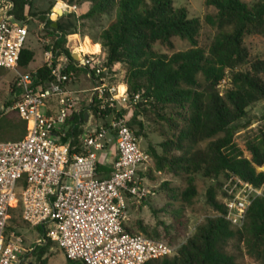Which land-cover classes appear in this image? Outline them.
<instances>
[{
    "label": "trees",
    "instance_id": "16d2710c",
    "mask_svg": "<svg viewBox=\"0 0 264 264\" xmlns=\"http://www.w3.org/2000/svg\"><path fill=\"white\" fill-rule=\"evenodd\" d=\"M11 1L17 20L32 17L39 18V25L45 22L48 13L30 14L33 0ZM67 4L78 8V17L69 16L75 22L74 30L68 33L59 22L48 20L38 38L57 39V47L69 55L65 49L68 39L78 33L88 36L82 31L81 21L111 18L100 36L101 46L107 51L106 64L109 68L125 67L127 95L133 98L140 94L145 106L138 104L133 117L126 118L127 124L139 139L145 129L138 119L139 110L153 112L167 129L161 135L164 140L158 145L159 150L150 148L146 152L153 164L150 172L173 173L187 180V189L179 192L168 182L161 185L168 200L165 211L171 213L173 224L158 229L139 223V232L126 227L130 233L177 248L173 256L146 264H237L235 255L227 250L231 241L243 244L246 253L258 261L254 264H264V197L254 200L242 228H235L226 220L225 205L216 186L207 191V203L216 215L208 217L192 236L187 235L186 217L187 206L198 194L195 176L237 178L257 188L264 185V172L258 171L264 166V131L246 143L245 151L234 141L235 134L250 125H241L248 108L264 101V60L247 63L249 53L243 43L246 35L264 36V0L252 4L243 0H206V6L216 13L207 15L205 23L218 30L208 52L199 46L200 19L190 18L187 9L176 8L173 0H67ZM174 38L188 42L190 48L171 55L154 49L156 44L173 49ZM34 56L30 49H23L19 68L28 67ZM36 76L48 80V69H41ZM225 80H229V86L221 94L219 87ZM13 103L14 100L8 106ZM86 111L104 126L115 115V109L108 107L92 105ZM14 112V116L0 117V142L19 141L26 135L25 122ZM84 122V114L70 121L73 146L84 132ZM203 143L205 148L200 147ZM109 171L101 174L108 175ZM148 176L153 179L151 174ZM177 241L180 242L175 245ZM49 247L28 256L42 261Z\"/></svg>",
    "mask_w": 264,
    "mask_h": 264
},
{
    "label": "built area",
    "instance_id": "2783aa9c",
    "mask_svg": "<svg viewBox=\"0 0 264 264\" xmlns=\"http://www.w3.org/2000/svg\"><path fill=\"white\" fill-rule=\"evenodd\" d=\"M63 4V16H79L76 5ZM14 11L13 1L0 0V69L16 73L11 108L25 122L26 135L19 141L0 142V264H33L28 256L32 249L20 236L8 234L11 213L17 209L31 227H41L44 233L48 228L47 241L58 244L70 261L146 264L173 256L175 247L126 228L129 202L148 194L139 171L150 159L120 113L136 109L141 95L130 98L126 91L120 92L125 81H112L114 67L107 66L101 51L82 52L89 38L80 33L65 45L70 56L57 47V39L38 38L41 65L21 70L27 23L33 18L19 21ZM44 27L41 24L40 30ZM43 68L48 69V80L36 76ZM80 80L86 88L71 90ZM92 105L115 109V115L107 126L101 121V126L84 130L73 146L70 120L83 114L95 118L86 111ZM105 170L108 175L101 174ZM221 194L225 218L235 228L243 227L254 200L264 197L263 186L237 178H225ZM44 244L46 240L38 245Z\"/></svg>",
    "mask_w": 264,
    "mask_h": 264
},
{
    "label": "rangeland",
    "instance_id": "374dc122",
    "mask_svg": "<svg viewBox=\"0 0 264 264\" xmlns=\"http://www.w3.org/2000/svg\"><path fill=\"white\" fill-rule=\"evenodd\" d=\"M206 0H173L174 6L176 8H186L190 18H198L201 21L202 28L199 35V46L209 51L218 30L213 28L205 23V18L207 15L215 14L216 11L207 7L205 4ZM249 4L257 0H243ZM58 3H66L67 0H33V6L29 10L30 14L33 13H48L45 16V22H47L48 15L51 17V21L59 22L62 24L66 30L72 32L74 30V21L70 19V14H67L66 17L62 18L59 16L58 12H54ZM53 13H55L56 18H54ZM53 15V16H52ZM53 17V18H52ZM32 18V17H31ZM50 20V19H49ZM111 18L103 17L101 20L95 22L84 20L81 21L82 31L88 35V38L92 46L99 49L102 52V57L105 59L107 57V51L101 46V33L105 27L110 23ZM39 18H33L28 24L29 36L27 38L26 47L33 51L34 60L26 68H20L23 71L34 70L39 67L43 61V48L42 42L38 39V34L40 30ZM44 22V23H45ZM43 23V24H44ZM77 30V29H76ZM75 39V37H74ZM73 39V41H74ZM74 44V42H72ZM244 45L248 49L249 57L247 63H252L255 60H264V36L250 34L244 37ZM173 49H169L160 44H156L154 49L160 53L171 55L178 51H184L190 48V44L186 41H183L179 38L173 39ZM89 47V45H87ZM114 72H111L112 75H116L115 78H112L114 83H119L122 80L125 81L126 69L124 66L115 65ZM16 73L12 70H0V117L6 115H16L14 110H12V105L8 106L14 98L13 94V85L15 82ZM229 86V80L222 82V85L219 87L221 94ZM74 87L73 89H76ZM142 102L144 100L142 99ZM142 107H145L144 104H141ZM122 108V106H121ZM123 109V108H122ZM44 110V109H43ZM137 109L125 110L124 116L127 118L133 117ZM139 110L140 121L145 126V129L142 133V136L139 138L140 147L145 152H150V148H156L159 150L158 145L164 140L162 138V133L166 131L167 127L160 119L153 114V112H142ZM141 113V114H140ZM250 125L244 129L239 130L234 137L236 145L242 149L246 150V143L252 140H255L262 131H264V101L255 104L254 106L248 108L247 117L242 121L241 125ZM101 126V120L98 122L93 121L90 125L85 123L83 125V130L88 131L94 128V126ZM136 132L138 131L135 128ZM165 129V130H164ZM201 148L206 147V143L200 145ZM248 157V154L246 153ZM153 164L151 161L141 166L139 174L142 186L148 192L146 198L141 201H130L128 205V220L126 226L129 229H132L134 232L138 231L139 223H143L144 226L149 228L158 227V229H163L164 226H169L173 224V219L171 218V213L165 211V206L167 205V197L165 193L161 191V185L165 182H168L172 188L178 190H185L188 187L187 180L183 176H175L173 173H151ZM259 172H264V166L258 168ZM151 174L153 179L148 175ZM194 184L197 188L198 194L193 200L191 206L186 208V217L188 220L187 226V235L192 236L197 227L202 224L208 217L216 215V212L210 207L207 203V191L210 187H218L219 199L221 197L222 186L225 181L224 176H220L218 179H206L202 176H195ZM264 193V185H263ZM176 204V202L174 203ZM11 219L8 225V234L15 233L20 236L24 241V246L27 249H32V251H39L41 248H44L50 245L47 254L44 256L42 261H37L35 257L32 259L33 264H70L68 258L66 257L65 252L60 246L52 241H47V231L45 233L43 229L38 227H31L25 223L22 219L21 209H17L11 213ZM46 240V244L39 246L40 242ZM180 241L175 242V245ZM176 248V247H175ZM177 249V248H176ZM228 252L235 255L237 258V264H254L258 262L256 259L252 258L246 253V249L243 244H238L234 241H231L227 248Z\"/></svg>",
    "mask_w": 264,
    "mask_h": 264
},
{
    "label": "bare ground",
    "instance_id": "6f19581e",
    "mask_svg": "<svg viewBox=\"0 0 264 264\" xmlns=\"http://www.w3.org/2000/svg\"><path fill=\"white\" fill-rule=\"evenodd\" d=\"M66 6L64 4L58 3L56 8L54 9V12H58L59 10H63ZM54 15V16H53ZM53 17L56 18L55 13H53ZM52 17V18H53ZM86 45H89V47H87ZM82 52L84 53H99V49H97L96 47L92 46L90 41L85 40V43L83 44L82 47ZM126 91V87L125 86H121V93H124Z\"/></svg>",
    "mask_w": 264,
    "mask_h": 264
},
{
    "label": "crops",
    "instance_id": "0c3cea01",
    "mask_svg": "<svg viewBox=\"0 0 264 264\" xmlns=\"http://www.w3.org/2000/svg\"><path fill=\"white\" fill-rule=\"evenodd\" d=\"M34 1H35V0H34ZM74 87H77V88H76V89H73ZM79 88H86V83H83V82L80 80L77 84L73 85L70 89L73 90V91H76V90H78ZM84 106H85V105H84ZM71 120H72V119H71ZM71 120H70V121H71ZM93 121L98 122L99 120H96L95 118L88 117L87 122H86V119H85L84 124H85V123H88V124L90 125ZM96 126H97V125H96ZM96 126H94V127H96ZM111 153H112L113 156H114V147L111 148ZM13 212H14V211H13Z\"/></svg>",
    "mask_w": 264,
    "mask_h": 264
},
{
    "label": "water",
    "instance_id": "95a60500",
    "mask_svg": "<svg viewBox=\"0 0 264 264\" xmlns=\"http://www.w3.org/2000/svg\"><path fill=\"white\" fill-rule=\"evenodd\" d=\"M58 14H59L60 17H62V16H63V12H62V10H59V11H58ZM54 26H56V24H54ZM75 58H77V56H75ZM19 95H20V93H17V94H16V97H18ZM88 117H89V115L86 114V115H85L86 122H87Z\"/></svg>",
    "mask_w": 264,
    "mask_h": 264
}]
</instances>
